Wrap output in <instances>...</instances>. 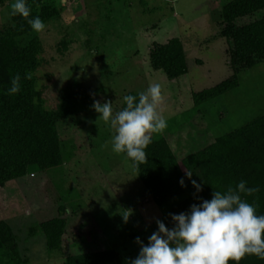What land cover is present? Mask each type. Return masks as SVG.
<instances>
[{"label": "rangeland", "instance_id": "rangeland-1", "mask_svg": "<svg viewBox=\"0 0 264 264\" xmlns=\"http://www.w3.org/2000/svg\"><path fill=\"white\" fill-rule=\"evenodd\" d=\"M54 1L57 19L45 23L41 33L31 31L41 45L36 90L47 109L70 90L78 113L57 123L60 166L0 186V221L11 227L22 258L31 264H62L68 254L103 249L135 258V238L147 243L164 211L148 202L129 159L112 151L113 130L99 118L93 101L110 100L119 111L128 92L160 83L158 110L167 118V129L188 123L195 115L193 93L232 74L228 44L220 32L221 8L233 0ZM11 2L0 6V28L12 23ZM29 4L40 12V5ZM171 38L183 42L188 63L187 74L173 80L149 62L152 46ZM199 109L195 119L205 144L264 114V62L239 72L236 88ZM176 140L179 158L198 148L189 132ZM185 185V194L194 190L187 178ZM59 216L66 219L63 254H49L38 228Z\"/></svg>", "mask_w": 264, "mask_h": 264}, {"label": "trees", "instance_id": "trees-1", "mask_svg": "<svg viewBox=\"0 0 264 264\" xmlns=\"http://www.w3.org/2000/svg\"><path fill=\"white\" fill-rule=\"evenodd\" d=\"M6 1L0 0V6ZM30 2L41 6L39 13L31 11L30 18L38 15L45 23L57 19L59 10L54 0ZM221 16L220 35L228 44L232 74L211 88L193 93L194 117L171 131L166 129L153 136L146 149L147 162L134 168L148 193V202L164 211L161 221L169 228L173 226L170 214L185 212L191 204L200 202L197 196L211 199L213 190L224 191L242 179L247 181V186L259 189L252 196L242 194V198L256 205L257 214H264V114L208 144L195 119L202 104L238 86L239 72L264 62V0L230 1L222 6ZM31 31L21 16L12 17V23L0 28V186L60 166L63 157L57 123L78 113L75 98L68 89L53 109L43 106L35 76L41 45ZM149 62L171 80L188 72L186 51L179 38L155 43L149 51ZM16 73L21 76V91L9 96L6 90ZM27 74L31 79L25 78ZM137 93L130 91L126 95ZM185 132L196 139L198 148L179 158L174 146L176 138L180 139ZM187 170L193 172L192 179L204 182L200 193L194 189L185 194L180 186L179 180ZM65 227L66 219L60 216L39 225L49 254H63L61 239ZM126 260L115 249H103L68 254L62 264H125ZM0 264H31L22 258L16 236L3 220L0 221ZM229 264L236 262L230 260ZM238 264H264V259L246 255Z\"/></svg>", "mask_w": 264, "mask_h": 264}, {"label": "clouds", "instance_id": "clouds-1", "mask_svg": "<svg viewBox=\"0 0 264 264\" xmlns=\"http://www.w3.org/2000/svg\"><path fill=\"white\" fill-rule=\"evenodd\" d=\"M11 17L21 16L27 20L31 30L41 33L46 24L40 16H31L28 0H12L9 5ZM26 79H31L27 74ZM21 91L19 73L11 77V86L6 94L14 96ZM125 106L114 111L112 101L94 100L92 107L113 130L111 149L116 154H124L133 168L147 162L146 149L153 142L155 134L163 133L167 118L158 110L163 101L162 85L150 84L145 91L123 97ZM193 172L186 171L195 193L202 191L203 181L192 179ZM185 177L179 180L186 187ZM259 189L247 186L240 180L226 190L212 192L211 199L197 196L199 203H193L185 212L172 213L173 226L157 220V230L147 239L139 236L135 242L139 251L135 258H128L125 264H236L246 255L264 259V214H257L256 205L244 196H252ZM129 215V214H128ZM128 215H124L125 221Z\"/></svg>", "mask_w": 264, "mask_h": 264}]
</instances>
